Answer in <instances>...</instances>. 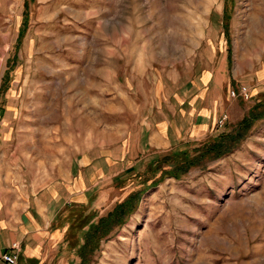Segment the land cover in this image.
I'll return each instance as SVG.
<instances>
[{"label": "rangeland", "instance_id": "obj_1", "mask_svg": "<svg viewBox=\"0 0 264 264\" xmlns=\"http://www.w3.org/2000/svg\"><path fill=\"white\" fill-rule=\"evenodd\" d=\"M263 97L264 0H0L2 220L79 159H108L98 205L67 202L50 222L53 264H81L89 226L135 190L137 208L86 264H264V116L179 178L149 170L261 112ZM162 122L166 145L152 140Z\"/></svg>", "mask_w": 264, "mask_h": 264}, {"label": "crops", "instance_id": "obj_2", "mask_svg": "<svg viewBox=\"0 0 264 264\" xmlns=\"http://www.w3.org/2000/svg\"><path fill=\"white\" fill-rule=\"evenodd\" d=\"M200 122L206 123L204 126L208 125L205 117ZM197 126H201V123ZM152 130V140L163 142L164 145L173 141L168 123H159ZM109 162L106 159L104 166L98 168L90 158L79 159L77 164L70 167L67 176L50 183L28 198L24 209L16 218V223L9 222L7 225L0 215V252L10 243L20 241L19 264L55 263L53 242L56 241L57 233L52 234L50 222L67 202H91L93 187L99 183L103 186V191L108 189ZM93 202L98 205V198Z\"/></svg>", "mask_w": 264, "mask_h": 264}, {"label": "trees", "instance_id": "obj_3", "mask_svg": "<svg viewBox=\"0 0 264 264\" xmlns=\"http://www.w3.org/2000/svg\"><path fill=\"white\" fill-rule=\"evenodd\" d=\"M27 23L28 17L25 13L22 27L18 33L17 43L20 42ZM259 105H261L262 113L250 112L231 131L220 133L195 148L193 155H188L187 151H182L156 159L149 170L154 173L160 171L159 179L164 177L179 178L191 167L201 164L205 159L214 160L231 153L244 139L252 122L264 116V97L260 100ZM165 166L167 167L165 168ZM139 194L140 190L132 191L122 201L116 203L105 216L100 217L96 223L89 226L83 235V242L78 247L81 264L88 263L87 254L93 252L101 239L106 237L116 227L122 225L134 212L137 208Z\"/></svg>", "mask_w": 264, "mask_h": 264}, {"label": "built area", "instance_id": "obj_4", "mask_svg": "<svg viewBox=\"0 0 264 264\" xmlns=\"http://www.w3.org/2000/svg\"><path fill=\"white\" fill-rule=\"evenodd\" d=\"M0 264H19L18 246L16 243L9 245L5 250L0 252Z\"/></svg>", "mask_w": 264, "mask_h": 264}]
</instances>
